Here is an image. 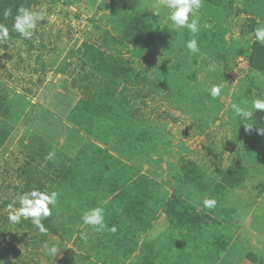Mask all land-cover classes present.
<instances>
[{"label": "rangeland", "instance_id": "1", "mask_svg": "<svg viewBox=\"0 0 264 264\" xmlns=\"http://www.w3.org/2000/svg\"><path fill=\"white\" fill-rule=\"evenodd\" d=\"M50 1L44 0L30 9L44 14L38 19L31 39L20 35L9 39L7 50L0 48V95L5 97L1 110L8 107L6 111L9 113L4 116L0 112V214L6 218L0 232L3 235L1 242L12 248L1 260H14L19 254L18 264H54L66 255L80 259L84 255L78 247L82 242L78 240V244H73L77 240L74 234L62 239L47 230L42 238L35 225L21 224L19 228L8 219L9 205L18 208V197L27 192L24 190L25 180L17 174V167L26 160L31 164L36 162L31 158L36 155V150L25 145L29 140L27 133L31 130L23 118L26 115L41 117L43 123V119L54 116L57 122L60 121L54 104L62 102L65 110L68 99L56 97L54 102L52 96L54 91L64 89L79 93L71 86L73 77L80 70L76 60L78 54H71V50L74 51L83 41L99 45L146 76H154L163 67L188 83L190 88L182 94L175 93L174 87L167 83L159 92L148 91L150 87L137 91L123 83L118 87L119 91L126 86L130 103H135L134 108L138 114L144 115L148 125H164V130H161L163 134L157 145H149L132 157L124 147H108V151L123 162L135 165L139 174L157 181L162 190L172 192L175 187L173 176L177 175L178 166L188 159L194 160L205 176L215 182L219 181V167L226 166L234 156H243L245 148H238L239 144L250 149L242 159L248 170L245 180L228 188L225 198L215 208L205 209L203 201L208 196L195 188L190 194L181 193L180 197L193 202L198 211L214 219L199 229L203 240L208 238L211 242L215 237L228 240L222 252L223 264H248V253L264 258V134L252 131L259 127L254 121L256 110L252 108V102L264 98V87L257 83L264 78V72L253 67L249 59L257 46L264 48V44L254 37V29L264 25V0H231L232 9L222 16H219L221 12L212 10L203 2L202 7L191 14L200 21L196 39L204 40L205 35L208 37L205 43L215 41L218 45L211 51L199 47L196 54L185 47V42L192 38L188 30L176 29L168 19L171 9L165 6L164 0H55L53 4ZM128 1L135 3L134 10L128 8ZM131 11L134 16L144 15L157 28L165 27L179 35L169 39L166 34L161 44L102 43L103 31L121 37L125 27L123 14ZM183 32L187 37L182 36ZM261 61L262 64L264 60ZM255 62L260 65L259 59ZM41 63L48 70L40 75L42 83L38 85V75L33 69ZM216 84L223 85V90L220 97L213 99L209 90ZM147 91L149 94H145ZM233 103H239L250 115L238 117L231 107ZM36 132L41 134L40 130ZM68 134V130H61L53 139L35 137L56 147L58 154L54 150L50 153H53L52 163L57 162V166L68 162V157L81 145L80 142L73 145ZM82 172L86 174L87 169ZM69 189L78 196L76 187ZM82 203L70 206L80 211ZM81 217L76 220L80 222L78 227L85 225ZM165 226L161 213L139 239L153 238ZM53 244L60 250L52 258L45 246ZM123 244L126 245L124 241Z\"/></svg>", "mask_w": 264, "mask_h": 264}, {"label": "trees", "instance_id": "2", "mask_svg": "<svg viewBox=\"0 0 264 264\" xmlns=\"http://www.w3.org/2000/svg\"><path fill=\"white\" fill-rule=\"evenodd\" d=\"M43 1L0 0V24L8 30V38L0 39V48L7 50L9 39L20 36L13 27L17 9H31ZM54 1L50 2L53 4ZM203 2L212 10L221 12L219 16L232 9L231 0ZM127 6L134 10L135 3L128 1ZM6 9H10L12 13L7 18L3 15ZM123 18L125 27L121 37L103 31L102 43L123 45L128 41L131 44H161L166 34L169 39L179 35L178 32L165 27L157 28L142 14L134 16L131 11L124 13ZM183 33L182 36L187 37V34ZM204 38L197 42L205 51H211L218 45L215 41H209L211 44L205 43L208 37L204 35ZM72 53L78 54L76 60L80 70L73 77L71 86L79 93L68 89L54 91V102L56 97L68 99V103L64 104L67 106L65 110L61 106L62 102L59 105L56 102L54 104L59 122L54 116L43 119V123L41 117L26 115L23 118L31 130L27 133L29 140L25 145H29L31 150H36V155H31L36 162L31 164L26 160L17 167V174L25 180L24 190L27 192L39 189L59 193L57 203L52 208V215L42 221L46 229L60 235L62 239L74 234L77 240L73 244L82 242V246L78 245L84 251L81 259L66 255L54 264H223L222 252L228 240L216 237L212 238L211 242L208 238L203 240L199 229L214 219L198 211L193 202L185 201L180 194H190L191 189L195 188L207 194V199L214 198L218 204L225 198L228 188L235 187L245 180L248 170L242 159L248 155L250 149L243 143L239 144L238 148H245V155L243 153L242 157L234 156L226 166L219 167V181L215 182L205 176L194 160L184 161L178 166L177 175L173 176L174 189L167 193L157 181L139 174L135 165L125 163L111 154L108 147H124L132 157L134 153H141L149 145H157L160 135L163 134L161 130H164V125H148L144 115L138 114L137 108H134L135 103H130L126 92L127 85L133 86L137 91L150 87L148 91L159 92L163 84L167 83L174 87L175 93L182 94L190 88L188 83L183 81L181 76L170 73L163 67L154 76H146L136 67L130 66L127 61L123 63L118 56L91 42H81L74 51L71 50ZM5 56L8 57V54L5 53ZM263 56L264 48L262 50L257 46L249 58L251 65L262 72ZM252 59H259L260 65ZM36 66L33 71L38 75L36 83L39 85L42 83L40 75H44L48 69L44 63ZM121 83L126 86L118 91ZM148 91L145 94H149ZM4 100L5 97L0 95V112ZM7 108L2 111L4 116L8 113ZM254 121L259 127L252 129L253 132L264 130V112L256 110ZM39 126L41 127L38 128ZM38 130L41 134H37ZM61 130L69 131L68 137L73 145L77 142L81 145L77 152H74L76 154L68 157V162L57 166V162L52 163L51 158L47 156L51 150L58 154L56 147L43 138L35 137L53 139ZM35 139L38 141H34ZM51 168L53 169L50 170ZM84 168L87 169L86 174L82 172ZM69 187H76L78 196H75ZM82 201L80 211L71 207ZM2 202L5 206L8 205V202ZM95 207L105 210V222L109 228L115 226V233L96 231L90 225L77 226L80 223L76 222L77 217ZM161 213L166 223L163 231L153 238L139 239L140 234L147 232ZM22 221L16 227L20 228L21 224H26L27 227L33 224L31 219L23 218ZM5 223L6 218L0 214V230H3ZM81 233L87 234L86 240L80 239ZM41 234L43 238L44 233ZM1 238L3 239V235L0 232V264H18L19 254L14 256V260H1L4 253L12 249L4 245ZM247 255L248 264H264V258L250 253Z\"/></svg>", "mask_w": 264, "mask_h": 264}, {"label": "clouds", "instance_id": "3", "mask_svg": "<svg viewBox=\"0 0 264 264\" xmlns=\"http://www.w3.org/2000/svg\"><path fill=\"white\" fill-rule=\"evenodd\" d=\"M202 3L203 0H164L165 6L171 9L168 14V19L171 21L172 25L176 29L186 28L191 34L192 38L185 42V47L192 54H196L200 51L196 39V35L200 31V21L198 18L191 16V14L194 10H199L202 7ZM3 15L5 18L11 16V10L6 9ZM43 15L44 14L42 12L33 11L25 7L18 8L14 17V30L25 39H31L34 30L37 29L38 19H42ZM254 37L256 41L264 44V25L258 26L254 29ZM7 38L8 30L3 24H0V39ZM257 83L264 87V78L258 80ZM222 90L223 85H212L209 90V95L213 99L218 98L221 96ZM231 107L238 117L247 118L250 115L249 111H246L239 103H233ZM252 108L264 112V98L255 99L252 102ZM248 127L250 128L251 126ZM262 134H264V130H262ZM52 155L53 153H50L48 158H51ZM58 196L59 193L56 191L47 192L40 191L39 189L22 193L18 197V208H14L12 204L9 205V209L11 211L8 219L11 223L18 224L21 222L22 218H30L33 225H35L41 233H46L47 229L42 221L52 215V208L55 207ZM216 204L217 201L214 198L205 199L203 201V207L208 210L215 208ZM81 219L85 225L92 226L96 231L106 230L115 233L117 230L115 226L110 228L108 227L105 222V210L100 207L86 210ZM80 239L86 240L87 234L81 233ZM45 247L47 254L52 258L56 256L60 250L55 244L51 246L46 245Z\"/></svg>", "mask_w": 264, "mask_h": 264}]
</instances>
